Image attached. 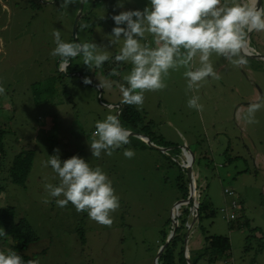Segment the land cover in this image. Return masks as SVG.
Listing matches in <instances>:
<instances>
[{"label": "rangeland", "instance_id": "1", "mask_svg": "<svg viewBox=\"0 0 264 264\" xmlns=\"http://www.w3.org/2000/svg\"><path fill=\"white\" fill-rule=\"evenodd\" d=\"M62 2L0 0V86L5 89L0 94V207L12 206L35 232L37 241L26 254L39 264H154L160 233H170L167 221L179 209L171 217L170 211L183 198L177 184L188 189L184 150L194 158L196 212L200 204L198 220L196 212L192 220L190 211L184 224L192 261L264 264V108L256 113V124L241 118L248 104L264 96V64L247 58L246 65L236 67L213 54L210 62L221 79L206 78L193 90H187L185 67L169 69L165 89L145 91L143 105H132L134 128L116 115L117 108L107 107L122 104L119 85L128 86L124 76L132 67L114 59L123 39L110 43L116 26L112 17L143 11L149 0H85L82 5L74 0L66 9ZM54 30L64 42L95 43L110 59L97 69L76 57L62 71L59 57L51 55ZM146 38L141 42L154 46L151 36ZM248 47L264 55V31L250 33ZM193 65L200 66L198 57ZM113 70L119 74L111 75ZM85 77L92 83L85 85ZM193 96H199L203 111L188 107ZM108 115L117 116L129 133L146 134L153 146L129 135V144L111 157H92L95 123ZM126 148L134 150L133 158L124 157ZM23 149L33 151V160L24 186H19L11 182L8 168ZM53 155L61 161L78 156L103 170L120 203L111 214V227L90 220L87 212L78 213L71 203L57 206L56 199L63 197H51L46 186H58L60 178L44 166ZM198 230L226 237V255L212 261L197 258L202 252Z\"/></svg>", "mask_w": 264, "mask_h": 264}, {"label": "clouds", "instance_id": "2", "mask_svg": "<svg viewBox=\"0 0 264 264\" xmlns=\"http://www.w3.org/2000/svg\"><path fill=\"white\" fill-rule=\"evenodd\" d=\"M84 2L80 0V3ZM72 3L74 0H63L60 7L66 9ZM149 3L150 7L143 11H124L112 17L116 26L112 29L110 43L123 39L114 59L132 65L130 73L124 76L128 86L119 85L122 104L142 106L145 91L165 89L167 85L163 78L167 77L169 69H187L184 72L187 90H193L206 78L221 79L210 57L215 54L236 67L244 66L248 62L244 49L249 34L264 31V6L260 0H149ZM146 34L151 36L154 46L141 42L146 41ZM52 35L56 47L51 55L59 57V67L64 72L76 57H82L83 64L89 68L97 69L110 59V53L99 51L95 43L64 42L59 30H54ZM197 57L200 66L194 67L193 61ZM118 74L115 70L111 73ZM83 83L88 85L92 81L85 77ZM103 86L98 85L99 88ZM106 86L110 88L112 82H106ZM4 93V87L0 86V94ZM199 99V96L191 97L188 107L203 111ZM261 108H264V96L248 104L241 118L247 124H256L255 115ZM92 135L95 139L90 144V151L95 158H100L102 153L111 157L113 152L130 142L129 130L121 126L115 115L97 121ZM123 155L131 159L135 152L126 148ZM183 155L185 165L188 161L186 152ZM44 166H50L60 178L58 186H46L51 197H63L56 199L58 207L64 208L71 203L78 213L87 212L90 220L111 227V214L120 207L119 197L114 194L112 183L101 168H91L78 156L61 161L58 155L48 156ZM3 235V229H0V236ZM0 264H25V261L10 250L8 254L0 252ZM27 264H39V261L28 260Z\"/></svg>", "mask_w": 264, "mask_h": 264}, {"label": "trees", "instance_id": "3", "mask_svg": "<svg viewBox=\"0 0 264 264\" xmlns=\"http://www.w3.org/2000/svg\"><path fill=\"white\" fill-rule=\"evenodd\" d=\"M132 111H133L132 105L122 104V108L119 111L118 115L122 116L125 119V122L128 126L131 124V126L135 128L136 122L134 118H131L130 116ZM2 133L3 131L0 130V137ZM138 133L141 134L140 132ZM143 136L147 137L146 134H144ZM32 160H33V151L31 150L23 149L13 157V160L8 168V176L13 184L24 186L28 173L30 172L32 167ZM182 171H184L185 173V169H182ZM184 186H185L184 184L183 185L177 184V187L179 188V192H181L183 195L182 201L185 200L188 195V189H186V187ZM192 204H193L192 202H189L187 206H181L179 208L178 215L174 218L177 222V226L174 229L173 236L168 241L166 246L163 248L162 252L160 253L157 259L156 264H186V260L183 254V242L185 236L187 237V240L189 242V235H188L189 232L188 233L186 232V228L184 224L185 222H187L186 218L190 214L189 212H190V208L192 207ZM199 209H200V204H198V208L196 212L197 220L199 218L198 215ZM167 224L169 225V229H171L169 231L171 232L172 221L170 222V220H168ZM0 229H3L5 233V235L0 236V246L2 245V248H0V252H4L5 254H8L10 250L15 251L18 255H20L23 258L25 264H27L28 260H33L31 256L26 254V250L28 246H30L31 244L37 241V236L30 227V225L28 224L27 220L23 216L19 217L18 215H16V212L12 206L6 205L3 208L0 207ZM196 229L198 228L195 227V230ZM198 232L200 231L198 230L195 233V235L198 234ZM169 234H167V232L164 231L160 233L159 246H162L165 243V240ZM201 235H202V243H201L202 247L200 250H202V252L199 253L197 258L202 259L206 256L208 258V261H212L220 258L221 256L226 255V253L229 251V241L226 237L206 236L203 234ZM176 250L177 252L175 253ZM188 254H189L190 264H196V261L194 262L192 261L191 251H189V249H188Z\"/></svg>", "mask_w": 264, "mask_h": 264}, {"label": "water", "instance_id": "4", "mask_svg": "<svg viewBox=\"0 0 264 264\" xmlns=\"http://www.w3.org/2000/svg\"><path fill=\"white\" fill-rule=\"evenodd\" d=\"M260 3H261V0H260ZM82 5V3H81ZM259 6V5H258ZM81 8L79 9V13L74 21V25H73V32H75V29H76V24H77V21L80 17V13H81ZM250 35V34H249ZM248 41H249V37H248ZM246 55H247V58H250V59H253V60H257V61H260L264 64V55L260 54V53H257L255 52L254 50H252L251 48L248 47V45L246 46V48L244 49ZM100 89V88H99ZM107 107H110V108H117V112H116V115L119 114V111L121 110L122 108V104H112V105H107ZM130 135H134L136 137H138L139 139L143 140L144 142H146L147 144L153 146L149 140L144 137L143 135H140V134H136V133H130ZM188 157H189V162L187 161L186 163V168H185V171H186V177H187V182H188V195H187V198L183 201H180L176 204H174V206L172 207L171 211H170V217H171V212L173 211V209L175 208L176 210L179 209L181 206H187L189 204V202H192V207L190 208V211L193 213L192 214V220L194 221L195 217H196V214L194 212H196V206H194V188H195V185H194V175L192 173V164H193V155L191 153L188 154ZM175 217H171V221H172V231L170 232V234L167 236L166 240H165V243L159 247L156 255H155V258H154V264H156L157 262V259L160 255V253L162 252L163 248L166 246V244L168 243V241L171 239V237L173 236V232H174V229L176 228L177 226V222L176 220H174ZM193 221L191 222V224L193 223ZM188 230H189V227H188ZM187 237L185 236V239H184V242H183V254H184V258L186 260V264H190V260H189V254H188V249H187Z\"/></svg>", "mask_w": 264, "mask_h": 264}, {"label": "built area", "instance_id": "5", "mask_svg": "<svg viewBox=\"0 0 264 264\" xmlns=\"http://www.w3.org/2000/svg\"><path fill=\"white\" fill-rule=\"evenodd\" d=\"M183 153L185 154L184 150H183ZM185 167H186V164H185V165L183 164V168H185ZM224 193H226L228 196H232V195H233V193H232L231 191H227V190H225ZM235 205H236V204H235V202L233 201V202L231 203V206H232V207H235Z\"/></svg>", "mask_w": 264, "mask_h": 264}, {"label": "bare ground", "instance_id": "6", "mask_svg": "<svg viewBox=\"0 0 264 264\" xmlns=\"http://www.w3.org/2000/svg\"><path fill=\"white\" fill-rule=\"evenodd\" d=\"M186 157H187L186 159H187L188 161H190V160H189V157H188V155H187V154H186Z\"/></svg>", "mask_w": 264, "mask_h": 264}, {"label": "crops", "instance_id": "7", "mask_svg": "<svg viewBox=\"0 0 264 264\" xmlns=\"http://www.w3.org/2000/svg\"><path fill=\"white\" fill-rule=\"evenodd\" d=\"M240 112L242 111V108H240V110H239ZM199 153H202V152H199Z\"/></svg>", "mask_w": 264, "mask_h": 264}]
</instances>
